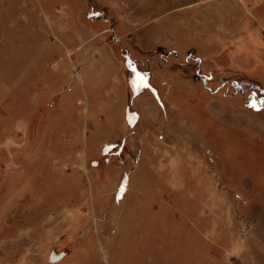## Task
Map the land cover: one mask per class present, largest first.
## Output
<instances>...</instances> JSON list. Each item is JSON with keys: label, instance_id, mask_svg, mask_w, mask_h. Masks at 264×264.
Instances as JSON below:
<instances>
[{"label": "rangeland", "instance_id": "obj_1", "mask_svg": "<svg viewBox=\"0 0 264 264\" xmlns=\"http://www.w3.org/2000/svg\"><path fill=\"white\" fill-rule=\"evenodd\" d=\"M0 264H264V0H0Z\"/></svg>", "mask_w": 264, "mask_h": 264}]
</instances>
